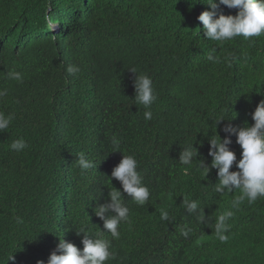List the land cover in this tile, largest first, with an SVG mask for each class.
Returning a JSON list of instances; mask_svg holds the SVG:
<instances>
[{
  "label": "trees",
  "instance_id": "obj_1",
  "mask_svg": "<svg viewBox=\"0 0 264 264\" xmlns=\"http://www.w3.org/2000/svg\"><path fill=\"white\" fill-rule=\"evenodd\" d=\"M193 2L0 0V112L14 117L0 133V264L12 253L8 264H47L59 236L82 250V223L106 231L94 210L109 199L105 185L124 154L139 161L151 197L138 206L124 193L131 223L121 224L119 240L103 233L116 253L107 264H264V199L233 207L241 193L215 192L216 169L205 177L179 162L181 146L194 144L197 159L211 164L213 118L236 115L217 127L222 138L228 123L254 124L264 100V38L207 40L198 16L209 6ZM213 48L219 63L206 58ZM132 69L153 80L150 109L135 103ZM20 137L28 147L12 151ZM113 137L122 152H113ZM231 140L239 160L237 136ZM81 152L97 167L82 173ZM184 198L199 203L196 213ZM226 211L234 215L221 242L215 223Z\"/></svg>",
  "mask_w": 264,
  "mask_h": 264
},
{
  "label": "clouds",
  "instance_id": "obj_2",
  "mask_svg": "<svg viewBox=\"0 0 264 264\" xmlns=\"http://www.w3.org/2000/svg\"><path fill=\"white\" fill-rule=\"evenodd\" d=\"M199 2L201 0H195L193 4ZM202 2L210 9L203 11L198 16V20L203 24V32L207 40L223 45L238 37L253 41L254 38H264V0H202ZM221 5L229 9H238V14H223L220 11ZM215 51L216 48H213L207 53L206 58L212 63H219L220 57L213 55ZM79 71L77 66L68 68L69 73ZM131 71L137 74L135 69ZM9 76L16 80L21 79L20 73L15 71L10 72ZM134 88L135 103L143 105L145 109H150L158 99L152 78L147 74H137ZM4 94V92H0V97ZM251 115L254 120V124L251 126L247 123L243 127H235L231 123L226 124L223 128V132L226 134L224 138L217 131V127L223 121L234 119L236 115L231 119L226 118L223 114L213 118L215 131H212L213 135L209 139L208 154L212 157L210 165L203 159H197L198 149L194 147V144L181 146L182 151L179 156L181 165L191 168L195 163L197 171L205 177H208L212 169H216L218 183H215V192L223 194L225 191L231 193L239 190L241 194L234 199L233 207H237L245 201L247 204L253 205L258 200L264 199V100L260 101ZM13 118L12 115L0 112V133L9 129ZM152 118V112L146 110L144 119L148 121ZM232 135L237 136L236 143L242 149V158L239 160H237L236 153L229 147L232 143ZM111 143L114 147L113 152H122L119 150L121 141L118 138L113 137ZM27 147L28 143L23 137L15 139L10 145V149L16 152H22ZM77 156L76 163L82 173L97 167L95 162L89 160L83 152L78 153ZM234 165L238 170H231ZM138 169L139 161L135 156L124 154L120 163L112 170L111 176H108L109 180L105 186L109 189V199L94 210L95 215L103 220V228L106 231L101 229L99 232L93 231L87 223H82L76 230L78 236H83L82 250L58 235L59 243L51 253L47 264H107L108 261L116 259V253L111 250L112 242L105 239L103 233L110 234L113 240H119L121 224L131 223L130 209L123 200L124 193L138 206L148 204L151 197L150 189L144 184V177ZM113 179L120 182L123 191L113 186ZM182 203L189 213H196L199 209V203L196 200L184 198ZM233 215L232 211H226L216 220L215 233L221 242L228 240L226 233L230 226L227 221ZM160 218L168 220L169 213L161 210ZM201 219H204L203 214H201ZM17 222L23 223V220L18 219ZM14 260L13 253L7 256V264ZM37 264H45V262L41 260Z\"/></svg>",
  "mask_w": 264,
  "mask_h": 264
},
{
  "label": "water",
  "instance_id": "obj_3",
  "mask_svg": "<svg viewBox=\"0 0 264 264\" xmlns=\"http://www.w3.org/2000/svg\"><path fill=\"white\" fill-rule=\"evenodd\" d=\"M55 30H56V31L59 30L58 27H55Z\"/></svg>",
  "mask_w": 264,
  "mask_h": 264
}]
</instances>
